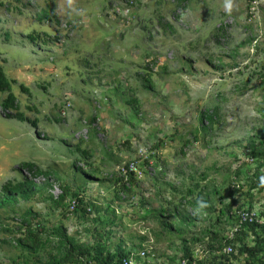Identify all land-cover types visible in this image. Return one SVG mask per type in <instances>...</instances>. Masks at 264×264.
Segmentation results:
<instances>
[{
	"label": "rangeland",
	"instance_id": "obj_1",
	"mask_svg": "<svg viewBox=\"0 0 264 264\" xmlns=\"http://www.w3.org/2000/svg\"><path fill=\"white\" fill-rule=\"evenodd\" d=\"M29 34L37 40L29 41ZM232 56L235 66L228 65ZM0 64L17 81L13 92L24 115L9 119L0 107V188L30 178L21 163L34 162L53 170L54 196L67 185L79 188L86 200L115 209L114 217L102 210L78 219L69 207L19 201L17 211L30 209L33 225L61 222L69 235L91 244L98 239L95 228L106 226L94 219L114 218L111 243L121 239L127 251L144 236L141 246L150 244L154 252L149 264H176L180 239L166 233L153 214L144 216L166 207L173 196L179 201L182 182L189 184V174L203 171L222 186V201H232V210L251 206L264 214V191L251 187L258 167L264 169L230 144L264 122V0H0ZM143 77L152 83L145 93ZM34 96L46 103L35 109ZM64 104L67 111L61 114ZM213 107L218 114L212 130L194 140L191 132L199 129L201 112ZM78 145L91 153L81 155ZM79 155L84 161L77 164L90 179L71 167ZM87 162L99 171L93 173ZM129 162L135 174L130 181ZM242 166L243 187L229 194ZM34 181L41 184L45 177ZM20 225L19 214L0 220V264H13L20 254L14 241L22 236ZM233 227L221 225L226 236Z\"/></svg>",
	"mask_w": 264,
	"mask_h": 264
},
{
	"label": "trees",
	"instance_id": "obj_2",
	"mask_svg": "<svg viewBox=\"0 0 264 264\" xmlns=\"http://www.w3.org/2000/svg\"><path fill=\"white\" fill-rule=\"evenodd\" d=\"M248 1L252 3L256 0ZM4 33L6 39H8L10 36L9 32L5 31ZM217 34L218 31L214 33V35ZM27 38L31 42L37 40V36L32 34H29ZM45 44L49 45L48 43ZM220 60L218 61L220 62ZM228 65H236L235 57H233L232 63ZM261 76L263 77L264 75L262 74ZM140 83L144 93L152 85L148 77L140 79ZM14 85H17V81L10 79L6 74L4 66L0 64V107L3 115L9 119L24 120L23 112L19 110L17 98L13 92ZM18 87L23 91L28 89L23 84H19ZM43 89L41 90L46 91V87ZM114 90L117 91L118 86ZM27 93H31L29 89ZM34 98L33 107L35 109H38V106L41 104L46 103L45 99L40 98L39 100L36 96ZM64 110H66V104L61 107V114H64ZM13 111L15 114L11 115L10 113ZM217 114V107L201 112L199 129L197 127L191 132L194 140L197 141L200 134L204 135L212 130ZM95 119L96 117H93L91 121H95ZM34 122L33 126L37 124L36 120ZM233 143L237 147L243 148L245 155L253 158L264 169V122L255 128L251 135H247L244 140L232 141L230 144ZM79 149L78 145L76 150L83 156L87 157L91 153V150L79 151ZM227 154L236 158V155L232 151H228ZM80 160L84 161L79 155L73 160L71 167L74 171L80 170L82 173H85L90 179L88 170H84L78 166L77 163ZM260 161L262 162L260 163ZM146 162L148 160H144V163ZM85 164L93 173L99 171L98 168L92 167L91 163L87 162ZM21 167L30 171L31 177L27 178L24 176L21 180L7 182L0 188V220L10 218V213L13 215L19 214L21 225L17 228L19 231L23 229L22 236L14 239L15 247L20 251V254L13 261V264H84L82 259H85L90 264H121L122 259L128 254V250L124 249L123 240L121 239L115 244L111 243V234L114 233V218L106 217L102 219L100 216H97L94 219L96 222L99 220L100 224L106 226L102 230L101 228L99 230L95 228L98 239L95 243L89 244L88 242L78 241L74 236L69 235L64 224L61 222L50 228L44 227L41 223L33 225L29 220L31 216L30 209L26 208L22 212L16 209L19 201L27 202L32 199L45 200L57 207L65 206L68 208L70 201L75 199L77 204L73 212L76 213L78 219H87L93 212L99 214L102 210L105 214L110 213V216L114 217L115 209L110 204L102 208L92 200H86L84 195L80 193L79 188L71 190V187L67 185H62L60 194L54 196L49 191L52 187V184L49 182V178L53 174L51 168L50 170H43L34 162H22ZM210 168L217 171L215 164H212ZM40 175L45 177V181L37 184L34 179ZM243 175L244 167H238L234 172L231 183L227 187L229 194L241 191L243 186L241 184L237 186V183L240 182ZM133 177H135L134 173L128 174L129 181ZM254 177L255 180H252L251 187L256 185L260 191H264V170L261 172L258 167ZM188 178L190 179V183L186 185L182 182L179 188V192H181L179 193V196L181 195L179 201H175V197L173 196L172 202H166L165 206L167 208L162 205L159 210H148L144 216L147 219L149 215L153 214L166 233H174L180 239L181 246L179 248L181 253L179 259H186L188 261L187 264H264V223L252 222L245 224L241 232L237 234V239L240 242L236 249L235 238L231 241L227 240V236L221 228L223 221L228 222L232 226L236 225L238 210L244 208L254 210L255 208H251V206L237 207L232 210V201L228 204L222 201L220 193L222 186L214 184L207 171L200 172L199 174H189ZM94 179H97V175ZM200 180H204L206 184H201ZM166 185L168 188H171L172 183L167 182ZM123 187L126 189L125 185ZM66 199H68L67 203H65ZM216 202L220 204L219 208H217ZM187 207L193 209L195 214L190 215ZM65 212L67 211L65 210ZM257 214L260 217H264V214L258 211ZM62 215L64 216L65 214L63 213ZM171 217H174V219L171 220ZM204 222L206 224L202 225L201 229L198 228L199 231H197L195 228L198 227V224ZM0 228L2 227L0 226ZM4 231L7 230L4 229ZM189 231L193 232V234L190 238H186ZM140 237V242L137 245H132L131 249L141 248L146 238L144 239V236ZM228 244L233 246V252L229 255L223 254L222 250ZM198 247L204 252V256L201 259L195 257V250Z\"/></svg>",
	"mask_w": 264,
	"mask_h": 264
},
{
	"label": "built area",
	"instance_id": "obj_3",
	"mask_svg": "<svg viewBox=\"0 0 264 264\" xmlns=\"http://www.w3.org/2000/svg\"><path fill=\"white\" fill-rule=\"evenodd\" d=\"M74 208V202H72L71 209ZM257 222L259 224L264 223V217H260L257 214V211L254 210H248V209H241L237 212V222L236 225L231 229L230 234L227 236V240H233L235 237V234L238 233L245 224ZM149 242V241H147ZM223 254H231L233 252V246L228 244L226 245L223 250ZM204 252L197 248L195 250V257L198 259H201L204 254ZM154 257L153 247L150 244L145 243L141 249L136 251H131L128 253L123 259L121 264H138L137 261H140V259L143 261V264H149L150 258ZM186 259H178L176 264H187Z\"/></svg>",
	"mask_w": 264,
	"mask_h": 264
},
{
	"label": "clouds",
	"instance_id": "obj_4",
	"mask_svg": "<svg viewBox=\"0 0 264 264\" xmlns=\"http://www.w3.org/2000/svg\"><path fill=\"white\" fill-rule=\"evenodd\" d=\"M246 160H247V161H250V162H253V161H254L253 158H249V157H246ZM132 166H133V162H129L128 164L125 165V174H126V175H128L129 173H134V172H132V171H133V170H132ZM239 184L242 185L243 182H242V181L238 182V183H237V186H238ZM72 202H74V208H73V209H71ZM76 204H77V202H76L75 199H72V201H70V204H69V211H70V212H72V211L75 209ZM244 209H247V208H244ZM243 228H244V227H243ZM243 228H242V229H243ZM141 248H142V246H141ZM141 248H138L137 250H139V249H141ZM129 251L131 252V251H136V250L130 249V250H128V253H130Z\"/></svg>",
	"mask_w": 264,
	"mask_h": 264
}]
</instances>
